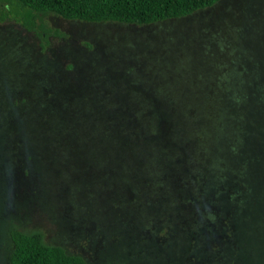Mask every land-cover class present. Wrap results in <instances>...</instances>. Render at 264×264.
Returning a JSON list of instances; mask_svg holds the SVG:
<instances>
[{"label":"rangeland","instance_id":"374dc122","mask_svg":"<svg viewBox=\"0 0 264 264\" xmlns=\"http://www.w3.org/2000/svg\"><path fill=\"white\" fill-rule=\"evenodd\" d=\"M43 19L45 46L13 16L0 20V264L12 228L90 264H264V100L225 97L264 92L237 83L264 77V0L144 25ZM215 92L221 101L204 96ZM194 104L242 109L249 123L227 158L219 148L198 161L189 207L177 169L157 172L137 145L168 107ZM192 209L201 234L185 228Z\"/></svg>","mask_w":264,"mask_h":264},{"label":"trees","instance_id":"16d2710c","mask_svg":"<svg viewBox=\"0 0 264 264\" xmlns=\"http://www.w3.org/2000/svg\"><path fill=\"white\" fill-rule=\"evenodd\" d=\"M218 1L220 0H0V20L13 16L26 29L33 31L38 36L41 46H45L48 43L47 36L51 32L43 19L46 14L89 22L117 21L144 25L166 19L181 18L197 10L211 7ZM237 83L241 86H264V77L258 74L242 75ZM229 93H219V95L216 92L206 93L204 96L213 97L209 100L217 102L221 101L222 95L225 94V97L230 96L232 106L235 107L247 104L250 100H264L263 91L250 93L242 90ZM192 95L199 94L193 93ZM227 109L226 107L218 111L215 107L206 108L198 104L168 107L165 110V119L151 124L150 133L152 135L148 144L143 140L138 142L137 146L140 148L148 146L147 152L144 153L145 158L150 162L151 167L157 168V172L163 170L170 172V167H172L177 170L171 172H179L180 176L182 175L181 181L184 189H192V194L187 192L189 198L187 201L192 205L189 207H194L195 202L199 200L197 196L199 192H196L201 184L198 161H203V156L216 158L220 153L219 148L220 154L226 149L229 153L233 134L239 130L238 125L241 128L243 123H249L242 109L234 108L229 113L226 112ZM158 111L163 110L158 109ZM155 115L159 114L155 111ZM16 127L18 129L17 125ZM222 155L223 158H227L224 153ZM220 157L221 155L217 158ZM210 167L213 168L211 162ZM193 194L195 197H192ZM188 213L186 214L187 220L184 222L185 228L191 230L192 233L198 230V234H201L199 231L203 227L199 226L200 223L197 225L193 209ZM205 216L210 222L214 220L210 213H205ZM174 222L175 219L171 217L167 226L170 228ZM204 227L209 229L210 225ZM9 236L11 250L7 264H90L80 254L69 253L59 244L45 242L39 231L27 232L12 228ZM194 241L192 239L191 243ZM215 246L207 250L215 249Z\"/></svg>","mask_w":264,"mask_h":264}]
</instances>
